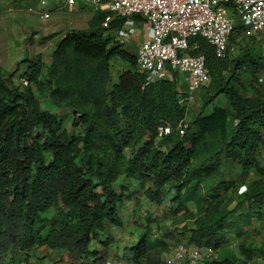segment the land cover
Segmentation results:
<instances>
[{"label": "trees", "instance_id": "obj_1", "mask_svg": "<svg viewBox=\"0 0 264 264\" xmlns=\"http://www.w3.org/2000/svg\"><path fill=\"white\" fill-rule=\"evenodd\" d=\"M105 14L99 10L87 28L69 29L48 63L40 54L22 59L26 66L18 82V67L7 72L0 65V264H27L41 246L65 250L75 264L100 263L113 241L108 232L101 239L102 231L122 225L118 210L136 191L155 206L169 202L167 209L180 213L184 223L177 232L152 237L158 218L146 211L138 218L144 223L136 242L113 259L166 264L169 238L212 249L207 264H245L228 248V235H242L251 218L264 215V167L257 157L264 144V93L241 96L236 75L246 72L255 80L264 58L253 49L220 58L205 39L192 38L210 78L219 82L202 108L220 93L229 106L215 105L207 115L201 109L190 115L183 135L156 142L158 124L175 126L187 112L179 102L178 73L142 86L145 74L135 55L115 39L122 19H112L106 33ZM116 63L122 68L112 81ZM34 86L71 112L76 133L41 107ZM227 159L239 165L242 179H223ZM245 181L258 189L240 193L233 207L223 206L228 199L222 196L236 193ZM129 182L137 189L131 191ZM244 202L247 210L236 214Z\"/></svg>", "mask_w": 264, "mask_h": 264}, {"label": "built area", "instance_id": "obj_2", "mask_svg": "<svg viewBox=\"0 0 264 264\" xmlns=\"http://www.w3.org/2000/svg\"><path fill=\"white\" fill-rule=\"evenodd\" d=\"M26 12L35 14L39 21L50 18L55 10L75 9L79 0H18ZM94 9L106 11L101 22L105 29L115 17L122 19L114 30L115 39L126 43L135 41L136 64L145 74L142 86L169 78L171 71L184 75L185 95L179 102L187 107L193 92L205 86L210 72L202 53H195L199 37L214 47L217 57L230 51V34L235 18L243 20L254 32L264 35V0H81ZM260 55L264 58V42ZM188 120L182 118L175 126L160 123L157 138L171 133L183 135ZM214 256L212 249L201 250L195 245L178 242L164 259L166 264H206ZM98 264H122L117 259H104Z\"/></svg>", "mask_w": 264, "mask_h": 264}, {"label": "crops", "instance_id": "obj_3", "mask_svg": "<svg viewBox=\"0 0 264 264\" xmlns=\"http://www.w3.org/2000/svg\"><path fill=\"white\" fill-rule=\"evenodd\" d=\"M61 10H55L56 16L53 19L55 22L45 25L44 29H46L45 33H53L56 32L55 30L58 28V23L61 20ZM69 11V10H68ZM4 15V16H3ZM238 21V18H236ZM35 21L37 20V17L35 14L28 13L23 8L22 2L18 0H0V65L4 69H11L18 67L21 70H24L26 63L22 62V59L25 57L30 56V53H33L35 49H33V44L37 42V39L34 40V43L32 44L28 35L30 33L32 34V37H37V29H34L36 27ZM235 21V20H234ZM233 21V25H234ZM75 27H70L69 29H72ZM16 33H21L20 35H16ZM67 32V31H66ZM65 32V33H66ZM64 32L59 36L61 38L64 34ZM139 36L136 35L132 37L131 40L137 41ZM54 40L52 41V45L48 49V52L46 55H43V51L41 54L42 60L44 63H48L50 60L51 51L55 45V43L58 41ZM131 40L126 41V43L123 44V48L130 52L131 54H135L137 43L133 44L132 46H129L127 44H130ZM256 43L255 46L259 50L261 45L264 42V35L263 34H257L256 35ZM38 43V42H37ZM235 51V47L233 43L230 40V51L228 52L230 55ZM40 50H37L33 53V56L35 54H39ZM19 62L18 66L17 63ZM261 72H264V69L260 70L256 74V79L252 80L249 74L246 72L244 73L247 76V80L242 82V86L239 88V94L244 97H251L255 95L256 90H259L260 92L264 93V89L259 88L257 84H253L257 79L259 81L264 82L263 77H260ZM219 82L211 81L206 84V89L198 88L193 92V95L191 99L189 100L187 107H186V115L184 118H186L188 121L190 119V115L196 114L202 109V113L204 115L209 114L212 111L213 106H221L224 108H228L229 103L227 98L223 93L218 94L214 97L213 101L208 103L204 108H202V104L208 95V93L212 92L217 86ZM186 80L184 75L178 73V82H177V91L178 94L181 96L185 95L186 90ZM210 86V87H209ZM190 109V112L188 111ZM189 112V116H188ZM189 117V118H188ZM170 145V142H168L167 146ZM165 144L161 146V148H164ZM262 150H264V144H262L258 148L257 157L259 160V163L262 167H264V164L261 162L260 156L262 155ZM222 177L224 180H240L242 179L241 171L239 168V165L236 162L231 161L230 159L224 160L222 165ZM247 180V178H246ZM242 183L238 188L237 192H232L230 196H227V194H224L222 197L224 199H228V201L223 203V206L225 207H233L236 203V201L240 198V193L242 192H250L258 189L255 186H250L248 183ZM132 184V187L129 186V184ZM128 186L130 187L131 191L136 190L135 187L136 184L134 182H129ZM260 189V188H259ZM173 192V190H169V194ZM239 196V198H237ZM148 205V207H142L140 208V203L143 201ZM141 203V204H142ZM150 204L146 199L143 193L140 191H136L131 195L129 199H127L122 206H120L118 210V214L121 217L123 223L121 226H113L112 224H109L106 226L104 231H102L101 239L105 237L106 232L110 233L113 237V241L110 243L109 248H111V251L108 253V257L105 259H113L115 256L119 257L122 253L123 248L126 245H131L136 242L138 239V236L140 232L143 230L142 223L143 220H138L139 215L141 212L145 214L146 210L151 211L159 210L162 214L165 212L166 205L169 204V202L161 204L159 206H155L153 204ZM144 205V203L142 204ZM247 210V203H241L238 205L235 209V213H239L241 211ZM156 213V212H155ZM157 215L160 216L159 213ZM160 219V218H159ZM182 220V223H184V220ZM129 221V223H128ZM243 231V234L240 236H236L233 231L229 232V244L228 248L232 250L236 254V258L238 262L245 261V264H264V215L258 216L256 218H251L250 222L245 225L243 228H241ZM135 232L138 234L135 235ZM240 247H244L245 250L250 252V257L246 258L245 255H243L240 252ZM100 248V247H99ZM171 248V247H170ZM201 250H207L208 248H200ZM172 250V249H171ZM164 252L162 257L163 259L167 258V255L171 251ZM122 264H132L131 262L127 261H121ZM206 263V262H205ZM27 264H75L73 262H70L67 257V252L62 249H50L45 246L38 247L32 251V256L29 258V261ZM207 264V263H206Z\"/></svg>", "mask_w": 264, "mask_h": 264}, {"label": "rangeland", "instance_id": "obj_4", "mask_svg": "<svg viewBox=\"0 0 264 264\" xmlns=\"http://www.w3.org/2000/svg\"><path fill=\"white\" fill-rule=\"evenodd\" d=\"M100 9H94L92 6L90 5H86L85 3H83L81 0L78 1V4L76 5L75 9L72 11H68L67 9H62L60 11L61 13V20L58 23V28L55 30L56 32H49V33H45L46 29H44L45 25L51 24L53 22H55L53 19L56 16V12L53 11L50 18H48L45 21H35V25L36 27L34 29H37V37H32V34H34L33 32L30 33L28 35V37L30 39H32L33 41H31V43H34V40L37 39V42H35L33 44V49H35V51L40 50V55L43 52V55H46V53L48 52V49L50 48V46L52 45V41L57 40V38H59V36H61V34L66 31L69 30L70 27H75V28H87V24H88V20H90V18L92 16H94ZM101 11V10H100ZM4 16V15H3ZM234 25H233V29H232V33L230 35V40L233 43L234 47H235V51L233 53H231V56H235L236 54H238L239 52L245 50V49H253L255 51L256 54L259 53L258 48L255 46L256 41V35L258 34L257 32H254L243 20L241 19H234ZM16 35H20L21 33H16ZM133 44H135V39L131 40L130 44H127L129 46H132ZM33 51V53L35 52ZM33 53H30L29 58H31L33 56ZM36 55V54H35ZM2 67V66H1ZM3 68V67H2ZM122 67L121 65H119L118 63H116V65L113 66L112 69V81H114L116 79V72L117 70H120ZM14 68H11L9 70L4 69V71H12ZM23 73V70H21L20 68H17L16 73L14 74L15 77H13L14 81L18 82L19 76H21ZM238 77V81L243 82L247 80V76L244 74V72L237 74L236 75ZM260 77H263L264 79V72H261ZM212 81V79H209V83ZM208 83V82H207ZM253 84H257V86L259 88L264 89V82L259 81V79H257ZM210 87V86H209ZM34 89L37 93L40 105L43 109H47L51 112L56 113L57 117L59 118V120L62 123V126L65 127L66 129H68L71 133H76L78 130V127H74L71 124V119H72V114L69 110L64 109V108H60L58 106H56L47 96V92L46 90H42L39 89L34 86ZM202 89H206V85L202 87ZM188 111L190 112V109H188ZM189 112H188V116H189ZM189 118V117H188ZM164 139V138H163ZM162 138H157L156 142H161ZM164 141H168L167 138L164 139ZM261 162L264 164V150H262V155L260 156ZM121 182V181H120ZM120 182H117V184L115 185V187L118 189L119 188V184ZM130 187H132V184H129ZM144 205H142L140 203V208L142 209V207H148V205H146V203L144 202V200H142ZM151 207V204H150ZM147 211V210H146ZM144 212V211H143ZM141 212V214L139 215H144V213ZM156 212V213H155ZM157 213L160 214L157 215ZM152 214L156 216V221L152 222V237H163V234L167 231H175L177 232V229L179 230L181 228V226L183 225L182 223V217L180 216V213L177 215H173L170 210L167 209V207H165V212L164 214H162L159 210H154L152 209ZM160 218V219H159ZM129 223V221H128ZM138 233L135 232V235H137ZM166 241H168L170 243V247L169 249H173V247L175 246L176 242L175 240L169 239V238H165ZM101 245H98V248Z\"/></svg>", "mask_w": 264, "mask_h": 264}]
</instances>
